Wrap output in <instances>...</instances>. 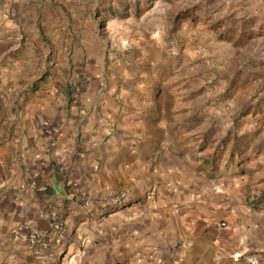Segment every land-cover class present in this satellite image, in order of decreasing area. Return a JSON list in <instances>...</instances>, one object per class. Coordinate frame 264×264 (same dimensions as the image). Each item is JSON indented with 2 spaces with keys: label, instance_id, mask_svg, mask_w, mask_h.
I'll return each instance as SVG.
<instances>
[{
  "label": "rangeland",
  "instance_id": "1",
  "mask_svg": "<svg viewBox=\"0 0 264 264\" xmlns=\"http://www.w3.org/2000/svg\"><path fill=\"white\" fill-rule=\"evenodd\" d=\"M37 91L111 99L264 204V0H0V125Z\"/></svg>",
  "mask_w": 264,
  "mask_h": 264
},
{
  "label": "crops",
  "instance_id": "2",
  "mask_svg": "<svg viewBox=\"0 0 264 264\" xmlns=\"http://www.w3.org/2000/svg\"><path fill=\"white\" fill-rule=\"evenodd\" d=\"M64 93L63 105L37 91L0 125V264H40L13 232L46 227L54 208L68 236L50 264H264V204L245 182L160 148L143 118L111 99L77 105ZM73 182L102 199L125 191L129 202L83 211Z\"/></svg>",
  "mask_w": 264,
  "mask_h": 264
},
{
  "label": "built area",
  "instance_id": "3",
  "mask_svg": "<svg viewBox=\"0 0 264 264\" xmlns=\"http://www.w3.org/2000/svg\"><path fill=\"white\" fill-rule=\"evenodd\" d=\"M75 196L80 200L83 211H100L106 215L112 214L129 202L127 192L123 191L107 198H97L90 190L81 189L78 182H73ZM35 188V185H32ZM154 193H150L153 197ZM46 227L34 225H18L13 232L14 242L30 249L33 257L40 264H50L59 249L67 240L68 220L57 208L52 209L47 217ZM220 226H226L221 223Z\"/></svg>",
  "mask_w": 264,
  "mask_h": 264
},
{
  "label": "trees",
  "instance_id": "4",
  "mask_svg": "<svg viewBox=\"0 0 264 264\" xmlns=\"http://www.w3.org/2000/svg\"><path fill=\"white\" fill-rule=\"evenodd\" d=\"M207 164V163H206ZM211 170H213L214 171V169H211ZM258 203L260 204V203H262V201H258ZM259 207V206H258ZM257 206H256V208H258Z\"/></svg>",
  "mask_w": 264,
  "mask_h": 264
}]
</instances>
